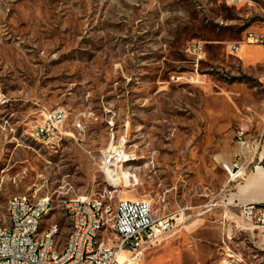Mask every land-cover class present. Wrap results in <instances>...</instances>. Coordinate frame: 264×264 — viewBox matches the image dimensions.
<instances>
[{"label": "rangeland", "instance_id": "rangeland-1", "mask_svg": "<svg viewBox=\"0 0 264 264\" xmlns=\"http://www.w3.org/2000/svg\"><path fill=\"white\" fill-rule=\"evenodd\" d=\"M263 25L264 0H0V225L12 196L51 195L40 232L58 222L61 248L67 199L111 194L101 150L126 136L140 181L113 191L114 206L139 197L176 219L146 264H264L257 232L225 215L202 159L210 124L264 132V67L230 51ZM56 108L67 137L36 140Z\"/></svg>", "mask_w": 264, "mask_h": 264}, {"label": "built area", "instance_id": "built-area-1", "mask_svg": "<svg viewBox=\"0 0 264 264\" xmlns=\"http://www.w3.org/2000/svg\"><path fill=\"white\" fill-rule=\"evenodd\" d=\"M245 44L264 46V26L246 29L243 39L230 43L231 53L238 56ZM192 47L194 51H203L200 42L193 43ZM67 119L65 109H52L33 131L45 134L52 145L58 144L67 137ZM76 127L82 129V123L78 122ZM236 140L239 150L233 162L226 165L229 183L242 181L256 167L264 149V132L251 134L250 128L241 125L236 130ZM126 143V136L118 141L113 136L101 150L99 167L113 191L140 181L138 173L127 167L135 156L127 150ZM113 191L110 195L81 194L67 199L70 210L78 215V223L76 231L68 232L61 248H58L61 234L58 222L50 223V232L34 233L36 216L48 215V206H54L53 197L42 196L41 202L31 203L25 202L27 194L14 195L15 222L0 225V264H146L145 252L173 230L176 219L171 215H157L152 202L139 197H120L114 206ZM262 205L237 203V210L231 212L237 227L257 232L264 249ZM102 211H109L110 215L112 211H119V221L102 220ZM116 230H123V237H116Z\"/></svg>", "mask_w": 264, "mask_h": 264}, {"label": "crops", "instance_id": "crops-1", "mask_svg": "<svg viewBox=\"0 0 264 264\" xmlns=\"http://www.w3.org/2000/svg\"><path fill=\"white\" fill-rule=\"evenodd\" d=\"M239 58L242 63L248 68L255 70L257 67H264V46L258 44H245L242 46ZM248 128H252L250 124H246ZM208 143L204 149L202 159L206 155L209 160L207 164V174L212 176L210 184L212 188H217V196H220V201L225 208V215L233 217L231 210H237L235 204L257 202L264 204V165L258 164L263 160L261 157L245 179L240 182H228L224 169L226 165L233 162L240 144L236 140V132L229 128L227 123L210 124L207 129ZM206 162V161H205ZM262 166V172L259 167ZM260 172V173H259ZM263 175V178L258 180V177ZM219 185V187H218Z\"/></svg>", "mask_w": 264, "mask_h": 264}, {"label": "bare ground", "instance_id": "bare-ground-1", "mask_svg": "<svg viewBox=\"0 0 264 264\" xmlns=\"http://www.w3.org/2000/svg\"><path fill=\"white\" fill-rule=\"evenodd\" d=\"M264 26V25H263ZM249 29H253V28H249ZM32 136L38 140L41 141L43 143L46 144H51V141H49V139L47 138V136L45 134H40V133H34V131L32 130ZM262 166L259 167V171L262 172ZM259 172V173H260ZM127 173V171H126ZM263 175L261 173V175L258 177V180L262 179ZM42 201V196L40 197H32L30 195H25V202H31V203H39ZM8 208H9V222H15V208H14V199L13 196L9 199L8 202ZM53 209V206H48V213H50V211ZM65 211L66 214L71 222V226H70V230L69 231H76L77 229V223H78V215L75 214L74 210H70V203L67 200L66 201V205H65ZM115 212L113 213V215H110L109 211H102V220H108L111 221L113 219V223H117L119 221V211H112ZM111 212V214H112ZM44 221V217L43 216H36V220L34 223V233H43V232H50V224L49 226L44 229L42 232H40V228L42 227ZM116 237H123V230H116ZM0 242H1V235H0Z\"/></svg>", "mask_w": 264, "mask_h": 264}]
</instances>
